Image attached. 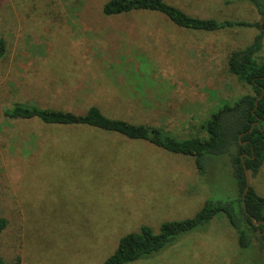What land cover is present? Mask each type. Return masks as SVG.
<instances>
[{
    "label": "rangeland",
    "instance_id": "374dc122",
    "mask_svg": "<svg viewBox=\"0 0 264 264\" xmlns=\"http://www.w3.org/2000/svg\"><path fill=\"white\" fill-rule=\"evenodd\" d=\"M109 0H0V237L5 264H102L142 226L192 218L206 200L232 202L228 158L197 174L191 157L85 128L5 116L15 104L158 127L177 140L246 93L226 67L256 29L181 31L160 15L104 17ZM200 19L257 22L244 0H166ZM261 57L264 59V38ZM250 176V175H249ZM250 186L264 197V163ZM131 264H264L241 250L223 216Z\"/></svg>",
    "mask_w": 264,
    "mask_h": 264
},
{
    "label": "trees",
    "instance_id": "16d2710c",
    "mask_svg": "<svg viewBox=\"0 0 264 264\" xmlns=\"http://www.w3.org/2000/svg\"><path fill=\"white\" fill-rule=\"evenodd\" d=\"M256 10L257 22L218 21L191 16L166 0H109L101 8L104 17L133 13L157 14L181 31L219 33L232 29H256L252 42L240 50L230 52L228 73L246 93L230 105L222 106L201 126L206 138L177 140L161 128L133 124L105 116L92 106L76 114L36 106L15 104L5 116L14 120H37L45 125L66 128H85L120 136L129 141L147 142L173 155L191 157L197 174L204 177L214 158L230 161L236 182L237 198L230 202L206 200L200 210L189 219L163 223L159 232L142 226L136 233L123 236L115 252L102 264H131L153 256L172 245L178 237L206 225L213 218L223 216L236 234L241 250L251 249L258 242L264 252V197L246 188L245 171L255 176L264 163V59L261 57L264 38V0H244ZM6 54V44L0 39V59ZM252 128V129H251ZM257 223V225H255ZM7 220L0 217V237L7 229ZM0 264H5L0 256Z\"/></svg>",
    "mask_w": 264,
    "mask_h": 264
},
{
    "label": "water",
    "instance_id": "95a60500",
    "mask_svg": "<svg viewBox=\"0 0 264 264\" xmlns=\"http://www.w3.org/2000/svg\"><path fill=\"white\" fill-rule=\"evenodd\" d=\"M252 129V128H251ZM245 179H246V188L244 189V194L246 193V191L248 190L249 186H250V176L249 173L247 171H245ZM255 225H257V223H255Z\"/></svg>",
    "mask_w": 264,
    "mask_h": 264
}]
</instances>
